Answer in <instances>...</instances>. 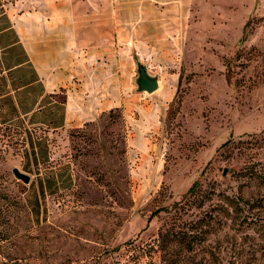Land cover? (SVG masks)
<instances>
[{"label":"rangeland","instance_id":"374dc122","mask_svg":"<svg viewBox=\"0 0 264 264\" xmlns=\"http://www.w3.org/2000/svg\"><path fill=\"white\" fill-rule=\"evenodd\" d=\"M0 14L51 41L58 113L75 92L94 112L0 119V264H164L159 231L181 227L193 247L172 237L167 262L264 264V0H0ZM139 63L156 89L138 88Z\"/></svg>","mask_w":264,"mask_h":264},{"label":"crops","instance_id":"0c3cea01","mask_svg":"<svg viewBox=\"0 0 264 264\" xmlns=\"http://www.w3.org/2000/svg\"><path fill=\"white\" fill-rule=\"evenodd\" d=\"M55 55L50 40L31 36L8 14H0L1 120L56 128L72 119L83 123L90 118L94 112L88 111L87 103L80 106L74 102L76 92L61 102L63 107L58 113L56 93L61 81L57 76L63 74L60 65L53 62ZM77 108L84 111L83 115L78 116Z\"/></svg>","mask_w":264,"mask_h":264},{"label":"trees","instance_id":"16d2710c","mask_svg":"<svg viewBox=\"0 0 264 264\" xmlns=\"http://www.w3.org/2000/svg\"><path fill=\"white\" fill-rule=\"evenodd\" d=\"M198 183V180L196 179L188 188L187 190L184 192V196L187 195L188 193L194 191L196 185ZM179 204V201H174L171 206L173 207L172 210H174L175 212V219L180 217V213L177 210V205ZM160 209H167L168 211H170L168 206L165 207H161ZM196 222V221H195ZM190 233L185 227L184 228H178L176 230H172L171 232L167 230L165 231H159L158 234V238H157V245L159 247V249L162 251V259L163 261L166 263L164 264H172V262H167V257L166 254L170 251V248L168 247L169 245V240L172 237H177L179 238L181 241L184 242L186 249L190 250L193 247V243L190 239L187 238V234ZM174 261V260H173Z\"/></svg>","mask_w":264,"mask_h":264},{"label":"water","instance_id":"95a60500","mask_svg":"<svg viewBox=\"0 0 264 264\" xmlns=\"http://www.w3.org/2000/svg\"><path fill=\"white\" fill-rule=\"evenodd\" d=\"M137 84L138 88L140 90H147V91H152L157 88L158 86V79L156 76L150 74L147 71V68L144 64L139 63L138 65V76H137ZM227 169H224V172H226ZM12 172L13 174L22 179L24 182H28L30 180V175L29 173L21 170L18 166H13L12 167Z\"/></svg>","mask_w":264,"mask_h":264}]
</instances>
